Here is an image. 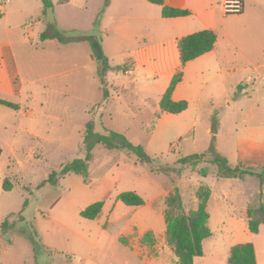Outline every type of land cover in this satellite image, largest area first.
<instances>
[{
  "label": "rangeland",
  "instance_id": "rangeland-1",
  "mask_svg": "<svg viewBox=\"0 0 264 264\" xmlns=\"http://www.w3.org/2000/svg\"><path fill=\"white\" fill-rule=\"evenodd\" d=\"M49 1L0 0V99L18 106H0V264H175L165 235L175 187L187 212L197 209L199 190L210 193L207 254L215 243L225 250L249 240L245 211L264 223V16L256 15L264 0H244L248 15H225L222 0H168L191 12L169 19L147 0ZM208 29L214 49L182 67L172 95L187 109L162 113L180 68L176 40ZM103 58L136 67L108 70ZM88 123L94 134L142 146L151 162L97 144L87 183L60 176L85 159ZM195 154L253 174L220 178L206 162L182 168ZM53 173L55 183H45ZM124 192L144 205H124ZM99 201L95 220L81 217Z\"/></svg>",
  "mask_w": 264,
  "mask_h": 264
},
{
  "label": "trees",
  "instance_id": "trees-1",
  "mask_svg": "<svg viewBox=\"0 0 264 264\" xmlns=\"http://www.w3.org/2000/svg\"><path fill=\"white\" fill-rule=\"evenodd\" d=\"M152 5L161 6L162 18H183L190 15L189 11L181 10L164 5L165 0H147ZM45 8L51 7L49 0H42ZM70 0H57V5H64L69 3ZM1 17V14H0ZM44 38V35L42 36ZM216 42V34L211 30H202L195 32L177 40V49L179 53L180 68L176 74L172 77V80L162 94L159 102V110L162 113L179 114L184 112L188 103L186 101H173L172 94L175 87L181 81L182 67L186 63L193 61L209 52L214 48ZM127 61V60H126ZM125 61V63H126ZM132 67L126 66L111 67L108 64L107 59L103 58V62L106 64L108 70H123L126 72H132L135 69V63L132 59ZM0 106L17 109L18 106L12 102L0 99ZM84 142L86 144L87 154L84 160H76L70 165L65 166L60 176H64L68 173H73L83 177L84 183H87L88 178V163L92 159L91 151L97 144H102L107 149H121L135 154L139 161L143 164H149L151 162L150 157L146 154L142 146L132 145L123 135L110 132L107 136H101L93 133V125L88 123L86 126V135ZM0 148V156H1ZM206 162L216 165L219 169L220 178H234L241 179L246 174H253L245 170H241V165L231 167L226 160L222 158L212 159L207 154L191 155L187 156L179 161L182 168L196 166L199 163ZM53 173L49 176L45 183L51 185L55 183V176ZM205 176V174H202ZM4 189L9 190V187L5 186ZM199 200L198 207L194 211L186 212L183 208L182 197L175 187L174 192L166 200L167 215L165 218V235L167 244L171 247L174 255L178 259L175 264H194V259L203 255L202 243L205 239L211 236V231L208 227L209 213L206 209V203L209 199L208 190H199L197 193ZM118 200L126 206L139 207L144 205L143 199L134 192H124L118 196ZM26 204V202H24ZM104 203L102 201L96 202L88 206L83 210L80 215L87 220H95L102 211ZM261 222L258 220L249 219L248 228L252 233H256L258 226ZM228 264H256L254 247L250 243L238 244L231 248Z\"/></svg>",
  "mask_w": 264,
  "mask_h": 264
},
{
  "label": "crops",
  "instance_id": "crops-1",
  "mask_svg": "<svg viewBox=\"0 0 264 264\" xmlns=\"http://www.w3.org/2000/svg\"><path fill=\"white\" fill-rule=\"evenodd\" d=\"M165 4H168V0H165ZM243 4H244V9H243L242 14L243 15H248V9L245 8L244 0H243ZM177 9H181V8H177ZM181 10L188 11L187 8H186V6H184V5H183V9H181ZM189 13L191 15V12L190 11H189ZM256 15H262V16H264V10L258 11V13ZM189 16H187V17H189ZM183 18H186V17H183ZM184 25H185V23H183V27H184ZM189 34H192V32L183 33V36H186V35H189ZM176 42H177V40H176ZM3 56H4L3 49H2V45L0 44V82L2 80V76H1V75H3L2 72L6 69V61L4 60V57ZM134 63H135V67H136L135 60H134ZM1 66H2V68H1ZM5 86L7 87V89H8L9 92H14V89H12V86L10 84V81L7 80V83L5 82ZM6 87L3 86V88H6ZM14 94H16V92H14ZM209 197H210V195H209ZM247 213H248V210L245 211V217H246V220L248 222L249 221V218L247 216ZM250 234L251 235L249 237V240H247L246 242L252 244L253 247H254L256 264H264V223H260L259 224L258 230H257L256 233L250 232ZM210 238H213V234L212 233H211V236L209 238H207V239H205L203 241V243H202L203 255L201 257L195 258L194 259V264H228L227 263V260H228V257H229L230 250H231V248L233 246L238 245V244H229L228 246H226L225 250H222V248H220L221 245L220 244L217 245L215 243L214 244L215 245V250L213 252L207 254L206 253V250H205V243ZM246 242L244 244H246ZM212 245H213V243H212Z\"/></svg>",
  "mask_w": 264,
  "mask_h": 264
},
{
  "label": "built area",
  "instance_id": "built-area-1",
  "mask_svg": "<svg viewBox=\"0 0 264 264\" xmlns=\"http://www.w3.org/2000/svg\"><path fill=\"white\" fill-rule=\"evenodd\" d=\"M222 9L225 15L241 14L244 9L243 0H222Z\"/></svg>",
  "mask_w": 264,
  "mask_h": 264
}]
</instances>
